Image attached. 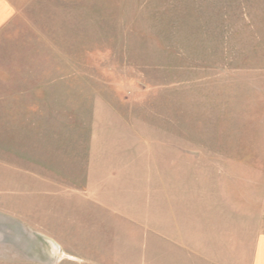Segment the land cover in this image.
Masks as SVG:
<instances>
[{"label": "rangeland", "instance_id": "374dc122", "mask_svg": "<svg viewBox=\"0 0 264 264\" xmlns=\"http://www.w3.org/2000/svg\"><path fill=\"white\" fill-rule=\"evenodd\" d=\"M199 214L264 232V0H33L0 34V264H168Z\"/></svg>", "mask_w": 264, "mask_h": 264}, {"label": "crops", "instance_id": "0c3cea01", "mask_svg": "<svg viewBox=\"0 0 264 264\" xmlns=\"http://www.w3.org/2000/svg\"><path fill=\"white\" fill-rule=\"evenodd\" d=\"M32 2L33 0H0V34ZM105 183H107L106 179H92L90 175L86 185L94 184L100 186H94L96 190H101ZM91 195V201L95 202V195ZM99 201L98 199L94 204L103 209L101 204H97ZM103 206L104 211L110 210V206ZM231 206L234 207V205ZM199 215L201 216H199L196 225H199L200 231L202 229L204 231L194 238L195 241L185 240L183 247L173 245L172 248L176 249L177 253H175L176 256L173 255V259L168 264H264V232L253 233L252 236L251 227H249L246 245L241 247L238 223L235 226V223L227 217L225 223L228 224L223 228V215L216 214L214 218ZM169 226L167 229L169 228L170 231ZM154 233L158 240L169 238L163 235L165 231L160 232L159 229H155ZM168 250L170 252L171 249ZM177 257H182V259H177Z\"/></svg>", "mask_w": 264, "mask_h": 264}]
</instances>
